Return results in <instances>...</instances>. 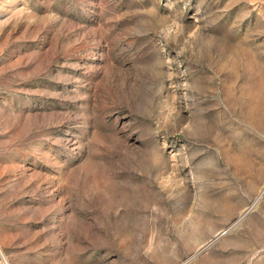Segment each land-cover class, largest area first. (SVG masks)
Listing matches in <instances>:
<instances>
[{
	"label": "rangeland",
	"instance_id": "obj_1",
	"mask_svg": "<svg viewBox=\"0 0 264 264\" xmlns=\"http://www.w3.org/2000/svg\"><path fill=\"white\" fill-rule=\"evenodd\" d=\"M0 264H264V0H0Z\"/></svg>",
	"mask_w": 264,
	"mask_h": 264
}]
</instances>
